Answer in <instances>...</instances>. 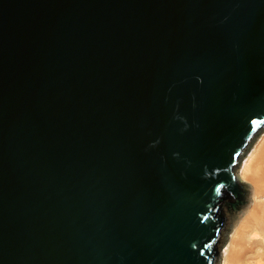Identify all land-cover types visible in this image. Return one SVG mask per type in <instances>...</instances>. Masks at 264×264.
Segmentation results:
<instances>
[{
	"label": "water",
	"instance_id": "obj_1",
	"mask_svg": "<svg viewBox=\"0 0 264 264\" xmlns=\"http://www.w3.org/2000/svg\"><path fill=\"white\" fill-rule=\"evenodd\" d=\"M263 129L264 0H0V264H219Z\"/></svg>",
	"mask_w": 264,
	"mask_h": 264
},
{
	"label": "bare ground",
	"instance_id": "obj_2",
	"mask_svg": "<svg viewBox=\"0 0 264 264\" xmlns=\"http://www.w3.org/2000/svg\"><path fill=\"white\" fill-rule=\"evenodd\" d=\"M262 131L235 170L239 179L248 185L249 203L228 233L220 264H264V129Z\"/></svg>",
	"mask_w": 264,
	"mask_h": 264
},
{
	"label": "rangeland",
	"instance_id": "obj_3",
	"mask_svg": "<svg viewBox=\"0 0 264 264\" xmlns=\"http://www.w3.org/2000/svg\"><path fill=\"white\" fill-rule=\"evenodd\" d=\"M262 133H263V131H262ZM242 160H244V156L242 157ZM241 160V162H243ZM241 164V163H240ZM239 167H240V165H239ZM239 167H238V169H239ZM239 176V175H238ZM239 216V215H238ZM238 216H236L235 217V219H234V221H233V223L228 227V229L225 231V233H224V244H223V247H224V245H225V243H226V240L228 239V233L230 232V229L232 228V225L235 223V221H236V218L238 217ZM223 249V248H222ZM219 264H220V260H219Z\"/></svg>",
	"mask_w": 264,
	"mask_h": 264
},
{
	"label": "snow or ice",
	"instance_id": "obj_4",
	"mask_svg": "<svg viewBox=\"0 0 264 264\" xmlns=\"http://www.w3.org/2000/svg\"><path fill=\"white\" fill-rule=\"evenodd\" d=\"M204 247H208V245H204Z\"/></svg>",
	"mask_w": 264,
	"mask_h": 264
}]
</instances>
